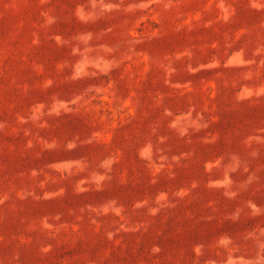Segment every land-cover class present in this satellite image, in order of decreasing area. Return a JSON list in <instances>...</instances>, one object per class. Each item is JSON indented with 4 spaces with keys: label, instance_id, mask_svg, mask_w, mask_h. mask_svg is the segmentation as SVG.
<instances>
[{
    "label": "rangeland",
    "instance_id": "374dc122",
    "mask_svg": "<svg viewBox=\"0 0 264 264\" xmlns=\"http://www.w3.org/2000/svg\"><path fill=\"white\" fill-rule=\"evenodd\" d=\"M0 264H264V0H0Z\"/></svg>",
    "mask_w": 264,
    "mask_h": 264
}]
</instances>
